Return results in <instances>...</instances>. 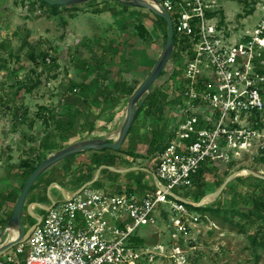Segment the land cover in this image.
I'll return each instance as SVG.
<instances>
[{
    "label": "rangeland",
    "instance_id": "374dc122",
    "mask_svg": "<svg viewBox=\"0 0 264 264\" xmlns=\"http://www.w3.org/2000/svg\"><path fill=\"white\" fill-rule=\"evenodd\" d=\"M222 3L225 22L232 29L238 31L245 26L250 29L259 20L258 12L242 16L254 0H222ZM156 16L149 9L117 0H91L57 8L42 0H0V161L7 159L5 162H14L15 165L11 169L12 175L8 177L11 181L0 180V232L10 220L7 221L30 168L41 157L46 159L57 151H45L42 144L47 134L55 130V120L59 114L66 118L69 116L66 100L72 103V100L74 102L85 96L96 100L122 97L126 104L130 96L114 92L111 88L118 73L128 71L126 78L136 90L151 72L166 43L164 24L160 25ZM140 26H144L145 35L141 33ZM49 57L52 61L43 63ZM183 63V59L172 55L148 95L162 92L166 101L149 116L143 111L139 114L134 125L135 137H145L149 141L153 137L159 139L174 124L177 108L172 98L177 95V76L181 72L178 70L183 71ZM83 84L85 88L78 90ZM31 86L34 89L29 91ZM98 105L99 102L94 103V107ZM119 122L116 119L108 121L110 137L115 138L121 129ZM80 131H85V128ZM70 132L64 130L60 137L53 140L60 149L74 143H65V137ZM144 142L137 150L138 158L144 162L134 163L151 169L150 160L155 154L150 153V144ZM85 152H90L88 158L91 160L96 154L99 157L107 153L122 154L112 149ZM12 155L14 158L8 160ZM249 161L224 163L219 160L208 168L206 164L204 169L212 172L206 175L205 194L201 197H197V187L177 188L175 191L187 199L200 202L215 192L234 171L250 168L264 170L263 160ZM19 162L23 163L21 167L16 165ZM132 163L114 162L111 166ZM69 169H72L71 166ZM119 178L131 181V188L137 191L155 185L151 173L142 170L120 173L103 169L100 178L91 187L116 189ZM258 178L249 175L237 177L228 183L214 201L217 206H222L224 217L217 219V228L204 221L192 228L185 238L181 237L188 244L186 264H264V247L259 245V242H264V218L251 215L249 209L252 197L264 192V181ZM58 185L72 188L69 181L58 182ZM49 186L50 183L40 191V202L64 198L59 188L50 189ZM31 195H28L26 206L30 203ZM36 211L43 216L47 213L42 207H37ZM229 218L239 225H231ZM23 220L27 230L36 221L27 211ZM173 232L168 221L159 218L155 226L143 227L139 233L148 243L170 244L175 239ZM7 237L6 233L4 240ZM191 237L196 240L189 243ZM254 237H257V244L252 242ZM14 253L15 246L0 257L7 259ZM153 264L176 263L169 258L159 257Z\"/></svg>",
    "mask_w": 264,
    "mask_h": 264
},
{
    "label": "built area",
    "instance_id": "2783aa9c",
    "mask_svg": "<svg viewBox=\"0 0 264 264\" xmlns=\"http://www.w3.org/2000/svg\"><path fill=\"white\" fill-rule=\"evenodd\" d=\"M150 1L169 12L175 33L185 40L177 117L155 155V185L144 191L89 185L65 193L0 264H153L159 257L186 264L189 250L182 239L201 222L218 224L175 198L183 197L175 190L196 187L206 164L264 161V0H255L259 20L253 28L238 31L226 17L223 22L222 0ZM159 218L178 240L148 243L139 233Z\"/></svg>",
    "mask_w": 264,
    "mask_h": 264
},
{
    "label": "water",
    "instance_id": "95a60500",
    "mask_svg": "<svg viewBox=\"0 0 264 264\" xmlns=\"http://www.w3.org/2000/svg\"><path fill=\"white\" fill-rule=\"evenodd\" d=\"M46 3L56 6H74L77 4L85 3L91 0H43ZM120 2H124L125 4L139 6L142 8L149 9L155 15L163 18L168 25V37L165 43V46L158 58L156 64L152 68L151 72L147 75V77L143 80V82L139 85V87L134 91V93L130 96L127 105V113L125 121L118 132L117 137L112 140V138H92V139H85L76 141L65 148L59 149L56 152L52 153L46 159H44L40 164L35 168V170L30 174L27 178L22 191L20 192L18 199L16 201V205L14 207L12 216L4 227V229L0 232V256L11 250L17 244L24 242L30 236L32 230L39 225L42 220V215L38 213L35 209L37 207H42L44 210H49L51 205H46L40 201H32L27 206V198L30 194L33 186L37 182V180L51 167L56 165L58 162L69 158L75 154L89 151V150H105V149H112L115 151H119L123 144L125 143L129 132L133 126L135 118L141 109L145 98L151 93V88L154 83L158 80L161 76L163 71L165 70L166 66L168 65L175 48V28L174 23L171 18L169 12L159 4V8L150 0H117ZM159 3L158 0H154ZM103 169H110L115 172L126 173L130 171H138V170H145L150 171L148 168H144L141 166H132L126 168H119L116 166L111 165H100L95 173V176L92 180L83 184L78 191L83 190L85 187L94 184L97 179L99 178ZM249 171V175H254L259 178L264 179V174L256 171L255 169H247ZM238 171H234L229 175L227 180L213 193L207 195L203 200L200 202H191L190 200L173 195L178 200H181L187 204H193L197 207L205 206L216 201L222 192L227 187L228 183L233 179L239 177ZM57 184V183H56ZM27 211L30 216H32L36 221L33 223L30 228L27 230L24 224L23 215L24 212ZM16 230L17 235L14 238H10V231L9 230ZM9 231V232H8ZM8 234V237L4 240V235Z\"/></svg>",
    "mask_w": 264,
    "mask_h": 264
},
{
    "label": "crops",
    "instance_id": "0c3cea01",
    "mask_svg": "<svg viewBox=\"0 0 264 264\" xmlns=\"http://www.w3.org/2000/svg\"><path fill=\"white\" fill-rule=\"evenodd\" d=\"M127 73L128 71H125V70H123L122 72H119L118 77L116 78V81H119L122 79L123 82H126L128 85H131V83L126 78ZM84 98L89 99L88 107H85V106L83 107L82 105H79L78 99L74 100V102L72 100V103L69 102L67 105H68V111L71 114L69 113V116L67 118L59 114V116L55 120V130L52 132H49L46 138L51 137L53 135L52 137L53 138L55 137V140H56V137H60L58 132L56 131V121L57 120H63L65 123V127H68V131H71L70 134L67 136V138L65 137V140H66L65 143L67 144H69L70 142H76L79 140L92 139V138H112V140L116 138V137L115 138L110 137L108 135L109 133L108 121L116 119L120 121L119 123L121 125H123L125 118H126L128 102L126 101V104H124V98L122 97L121 98H117V97L116 98H113V97L97 98L98 100L91 99V96H85ZM96 102H99V105L97 107H94V103ZM72 126L73 128L74 127L75 128L70 129V127ZM76 127H78V129ZM84 128H85V131L81 132L80 130L81 129L83 130ZM77 130H79L80 133H77L76 132ZM133 132H134V128L131 131V133L129 132V135L125 143L122 146L124 149L131 150V149L136 148V151H137L139 147L142 145L141 144L142 141H145L144 144L146 143L150 144L149 142H151V140L150 141L146 140V138L142 136H141L142 138H140L139 136L135 137ZM113 134L114 132H112V136H114ZM119 155H121L122 158L117 159L116 162H133L132 164H129V165L116 166L119 168L139 166V164L137 163L135 164L134 162H144L142 161V158L140 159L136 156L127 155L124 153L119 154ZM89 156H90V152H81V153L75 154L69 158L62 160L58 162L56 165H54L53 167H51L37 180V182L33 186L30 192L32 193L31 195L32 198L30 202L40 201V199L42 198V193L40 191L46 188V186L49 183H50V186H49L50 189L59 188L62 191L63 196H64L65 193H72L78 190L86 182L92 180L95 176L97 166L94 163H89V162H94L93 160L88 158ZM13 158H14L13 155L9 156L8 160H12ZM6 160L7 159H4L2 162L0 161V180L11 181L10 178L8 177L12 175L13 170L11 169L15 165H14V162H5ZM145 162H148V161H145ZM150 162H151V169L148 168L150 171H145V170H142V171L151 173V176L156 183L155 174H154L155 155H152ZM70 163H74V164L69 165ZM16 165L21 167L22 162H19V164H16ZM69 166H71L72 169H69ZM85 166H90V168L85 169L84 168ZM141 167L147 168V166H141ZM61 181H69L70 185H72V188H68L65 186H59L58 182H61ZM122 184H124L126 187L130 186L129 188L133 186L131 185V181H129L128 179L125 180L124 178L122 179L119 178L116 188L118 186L124 187L122 186ZM54 200L56 199H52V201L48 203L47 202L46 203L42 202V203L46 205H51L54 202ZM35 210H37V208Z\"/></svg>",
    "mask_w": 264,
    "mask_h": 264
},
{
    "label": "trees",
    "instance_id": "16d2710c",
    "mask_svg": "<svg viewBox=\"0 0 264 264\" xmlns=\"http://www.w3.org/2000/svg\"><path fill=\"white\" fill-rule=\"evenodd\" d=\"M43 1V0H42ZM45 2V1H43ZM46 3V2H45ZM53 6V5H52ZM59 5H56L54 6V8H57ZM101 11V10H99ZM255 12V0H254V3L252 4V6L250 8H246L245 12L242 14L243 17H247L251 14H253ZM221 14L223 16V22H224V19H225V16H224V12L221 11ZM240 16V17H242ZM157 19H158V23L160 25H163L164 24V28H165V40H167V37H168V25H167V22L159 17V16H156ZM158 24V25H159ZM140 29H141V33L143 35H145V30H144V26H140ZM185 40H180L178 35L175 33V48H174V52L173 54H175V56H177V58H181V51H180V43H183ZM50 58V61L48 60V58L46 60H43V63L44 62H51L52 61V58ZM34 59L37 60V58L35 57ZM181 71V72H179ZM178 72L180 74H178L177 77H179L182 73V70H178ZM177 74V72L175 73ZM93 84V82L91 83ZM94 85V84H93ZM178 86H179V83H178ZM88 87V86H87ZM111 87V86H110ZM85 88V85H80L78 90L79 89H84ZM114 92H123V93H126L128 94V96H131L135 89L131 87V85H128L126 82H123L122 79L119 80V81H115V83L112 85L111 87ZM34 89V86H31L28 88L29 91H32ZM178 89V88H177ZM108 98V97H107ZM73 99V98H72ZM78 99V104L79 105H82L83 107H88L89 105V99L88 98H77ZM166 98L164 97L163 93L161 92H154L152 95L148 96L146 102L144 103V105L141 107L139 113L137 114L136 116V119L134 121V124L130 130V133L131 131L133 130L134 128V125H135V122L137 121V118L139 116V114L143 111V113H145L147 116L153 114L155 112L156 109H159L161 108L162 104ZM66 100V99H64ZM71 100L67 101V104L70 102ZM172 101L175 102L176 104L178 103V99L174 96V98H172ZM45 109V108H44ZM46 111V110H45ZM53 115L49 116V117H52ZM21 119V118H20ZM46 119V118H45ZM52 119V118H51ZM64 130H68V127H65V123L63 120H57L56 121V131L58 132V134H62ZM169 132L170 130H168V133L165 135L164 133L160 136L159 139H157L156 137H153L152 141L150 142V153L152 151V154H155L157 153V151L159 149H161L167 142V139H168V135H169ZM57 134V136H58ZM53 136V135H52ZM47 137L43 144H42V149L45 150V151H55L57 149H60L61 147H58V145L53 141L55 139V137ZM56 136V134H55ZM166 136V137H165ZM151 148L153 150H151ZM105 150H110V149H105ZM119 153H124V154H127V155H131V156H136L138 157L139 154L137 153L136 151V148L134 149H131V150H126L124 149L123 147L118 151ZM119 158H122L121 155L119 154H113V153H107L105 154L104 156L102 157H99L98 154H96V157L93 159L94 160V164L97 166V168L100 166V165H113L114 162H116L117 159ZM44 160V158H40L38 160V162L36 164H34V166H32L30 168V171L27 173V176H26V179L25 181L27 180V178L30 176V174L35 170V168L40 164V162H42ZM23 165V163H22ZM85 169H89L90 166H85L84 167ZM83 169V168H82ZM212 171L210 170H207V169H203L200 173V175L198 176L197 180H196V187H197V197H201L202 195H204L205 193V185H206V180H207V176L209 173H211ZM258 178V177H257ZM259 180H262L264 181V179L262 178H258ZM24 186V183L22 185V188ZM201 199H199L200 201ZM196 202V201H195ZM198 202V201H197ZM251 206L249 207L250 209V214L251 215H257L259 218H264V192H260L258 193V195H254L251 199ZM188 207L194 211V212H197V213H200V214H209L214 221H217V219H224L223 215H222V206L219 205L217 206L216 205V202H212L210 204H207L205 206H201V207H197L193 204H188ZM12 214L9 216V218L7 219V221L11 218ZM219 222V221H217ZM229 222L231 225L233 226H238L239 223L234 221L232 218H229ZM136 242L138 244H144L145 243V239L144 238H141V237H137L135 238ZM254 244H257L258 243V240H257V237H254L253 238V241H252ZM260 246H263L264 247V242L261 241L259 242Z\"/></svg>",
    "mask_w": 264,
    "mask_h": 264
},
{
    "label": "bare ground",
    "instance_id": "6f19581e",
    "mask_svg": "<svg viewBox=\"0 0 264 264\" xmlns=\"http://www.w3.org/2000/svg\"><path fill=\"white\" fill-rule=\"evenodd\" d=\"M255 170L258 171V172H260V173H262V174H264V170L263 169H260L259 168V169H255ZM249 174L250 173H249V171L247 169H243V170H241V171L238 172V176L239 177H247V176H249ZM9 231H10V238L16 237V235H17V231L16 230L12 229V230H9Z\"/></svg>",
    "mask_w": 264,
    "mask_h": 264
}]
</instances>
